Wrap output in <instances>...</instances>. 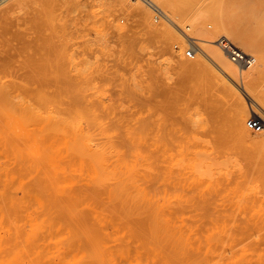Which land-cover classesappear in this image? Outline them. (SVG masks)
Here are the masks:
<instances>
[{
  "label": "rangeland",
  "instance_id": "374dc122",
  "mask_svg": "<svg viewBox=\"0 0 264 264\" xmlns=\"http://www.w3.org/2000/svg\"><path fill=\"white\" fill-rule=\"evenodd\" d=\"M177 1L188 7L187 16L200 10L237 49L264 59V0ZM120 7L111 0L0 2V49L24 38L39 57L47 103L38 112L77 107L92 134L127 163L133 158L126 135L138 134L152 148L147 163L138 161L147 170L138 169L146 173L138 182L156 173L152 187L141 185L146 197L133 187L108 192L102 185L59 202L48 186L36 192L45 204L38 207L29 191L35 169L14 157L13 110L0 106V264H264V147L242 143L228 129L231 106L222 81L232 85L209 63L203 74L180 72L178 63L192 59L182 53V30H189L178 22L176 29L161 6L168 21L154 20L147 6L149 24L159 28L151 33ZM72 47L80 79L56 81L47 66L70 60ZM260 84L255 92L264 93ZM190 116L202 125L195 145L187 143Z\"/></svg>",
  "mask_w": 264,
  "mask_h": 264
},
{
  "label": "bare ground",
  "instance_id": "6f19581e",
  "mask_svg": "<svg viewBox=\"0 0 264 264\" xmlns=\"http://www.w3.org/2000/svg\"><path fill=\"white\" fill-rule=\"evenodd\" d=\"M2 1L4 0H0V2ZM111 1L122 7H126V10H128L129 13L136 16L139 21L147 26V33H151L153 30L159 31L158 27V29H156L155 26L149 24V6H145L146 4L139 3V0L132 1L134 4H130L125 0ZM150 1L156 6H161L169 12L172 17L170 20H172V22L174 21L176 29L177 27L181 28L182 26H178L176 22L183 24L184 28L189 30L187 35L190 38L197 40L196 44L201 54H196L191 60L180 61L178 63V69L180 72L189 74L200 72V74H203L204 72L202 71L206 69L205 66L209 63L218 74L222 75V77L232 85L230 86L222 81L224 87L223 91L227 90V93L224 92V94L226 93L229 97L228 101L231 106L229 117L230 125L228 129L240 142L256 145L259 144L264 147V125H262L259 133H253V135L245 128L244 124V120L249 114L264 121V115H262L264 112H261V106L257 105L255 102L254 104L253 102L251 104L250 101L247 102L243 92L239 89L242 88V91L252 94L254 98L264 106V93L258 92L259 90L256 91L257 93L255 92L258 85L261 83V80H264V59L259 56L253 57V55H251L254 58V61L248 66L233 61L229 52L219 44V41L221 38H224L232 44L234 48H237V45H235L228 37L224 36L222 29L217 26V23H215L216 25L212 24L211 21H207L208 19L206 17L205 20L202 17L204 14L202 13L203 15L201 16L200 10L197 12L199 15H191V13L190 16L189 14L187 16L184 12L188 7L185 8L186 6H184V9L182 10L179 7L180 4H177V0L176 2L174 0ZM208 6L210 9V5ZM122 7L120 8L122 9ZM203 8H201V10ZM181 10L183 11V14H181ZM184 14H186V16H184ZM208 15L209 14H207V17ZM173 18L177 20H174ZM172 25L173 24H171V26ZM163 31L161 33H163ZM183 40L186 42V39ZM75 50V48H71L69 55L70 60H58L47 66V68L52 70L56 81H62L63 78H68L67 80H69V78L73 79L80 75L81 69H78L76 62L72 59L73 56H75ZM244 53L250 55L246 52ZM83 66L85 67L86 65L83 63ZM41 67L39 57L32 53L30 45L24 38H22L15 47L10 49H0V106L11 108L13 110L14 117L12 120V128L14 131L12 134L13 141L11 145L14 149L15 160L23 165L28 163V165L33 166L36 171H34L36 175L32 174L34 180L31 176L33 181L30 183L29 191H31L32 200L37 203L38 207L45 208V204L41 201L40 196L36 194V192L41 191L48 186L55 189V194H57L59 202H61V200H69L75 193L82 191V189L85 191L93 190L98 192L99 190L104 189L102 185L108 186H104V191L108 192H122L127 189L126 187H130V190L131 187H133L141 192V185L146 186L145 182L150 184L149 187H152V184L154 183L152 179L156 176L155 171L152 172L155 173V176L153 177L151 170H148V174H152L150 176H152L151 180L153 183H150V177L145 179V176V182L143 180V183L141 180L143 177L141 178L140 176L142 173L138 170L142 169L140 168L141 165H138V161L147 163L150 158L148 152L149 148L147 149V146L143 147L142 144L145 145L146 143V145L149 146L150 142L147 144L148 141H145L144 143L143 140L140 139L141 137L137 136L138 134L136 135V133L129 131L126 135L128 140L126 145L128 146L126 149L127 152H129L128 157L130 156L133 158V164L130 159H128V164L125 160L126 157L124 158L122 152L120 153L116 147L112 149L111 147L105 146L104 144L106 143H101L99 141L100 139L98 140V138L92 134L90 131L91 127H89V124L87 123L88 118L85 119L81 115L82 112L80 113V110L77 107L76 110H63L62 108H56L55 110L51 109L38 112L37 109L42 108L45 103H47L45 97V94L47 93L45 85L47 83L42 81L45 84L43 85V83L40 82L42 78L40 81L38 80L40 78ZM85 68H89V66ZM71 82H74V80ZM75 83H77V81L74 82V85ZM79 85L81 86V84ZM219 86L222 87V85ZM32 93H35L34 97ZM79 103L81 104L82 102L79 101ZM59 104L60 103L57 105ZM69 107H71V105ZM200 128H202V125L199 123L198 119H193L191 116L187 118L186 129H188L189 134H191L187 139L188 144L195 145L201 141V139L196 136V133ZM19 145L21 148H19ZM22 145L27 146V148L25 147L26 150H24ZM154 146L157 145L155 144L152 147ZM154 149H156V147ZM151 150L149 149V151ZM127 152L124 153L127 154ZM154 154L155 152L152 155ZM136 161L137 164L135 163L134 165V162ZM155 161L157 160L154 159V162ZM155 164L156 163H154V165ZM142 170L145 171V169ZM75 171L78 173V175L75 176L81 174L80 176L84 180L79 184L74 179L73 174ZM145 172H147V170ZM139 176L141 178V181L139 180L141 184L138 182ZM51 179H53L52 182H50ZM77 179L78 178H76V180ZM127 190L130 191L129 189ZM141 193L144 194L143 197H146L144 189ZM42 261H45V259Z\"/></svg>",
  "mask_w": 264,
  "mask_h": 264
},
{
  "label": "built area",
  "instance_id": "2783aa9c",
  "mask_svg": "<svg viewBox=\"0 0 264 264\" xmlns=\"http://www.w3.org/2000/svg\"><path fill=\"white\" fill-rule=\"evenodd\" d=\"M139 1H141L144 4H146L147 6H149V8L153 11L154 20H158V19L168 20V17L164 13V11L161 10L158 6H156L150 0H139ZM182 33L184 34L183 37H185V39L187 41V46L183 48L182 53H183L184 57H186V58H193L197 53H199V49H198V46L196 44V40L190 38L187 35V33L183 30H182ZM219 44H221V46H223L229 52L232 60L235 62H239L240 64L248 66L254 61V58L251 55H247L243 51H241L237 48H234L233 45H231L224 38L220 39ZM245 126L247 129H249L253 132H258L261 130L260 121L253 116H250L249 118L246 119Z\"/></svg>",
  "mask_w": 264,
  "mask_h": 264
},
{
  "label": "crops",
  "instance_id": "0c3cea01",
  "mask_svg": "<svg viewBox=\"0 0 264 264\" xmlns=\"http://www.w3.org/2000/svg\"><path fill=\"white\" fill-rule=\"evenodd\" d=\"M222 31H223L224 36H226V32L224 30H222Z\"/></svg>",
  "mask_w": 264,
  "mask_h": 264
}]
</instances>
